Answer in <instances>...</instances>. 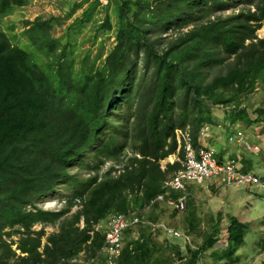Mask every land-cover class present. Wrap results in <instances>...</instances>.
<instances>
[{
	"label": "trees",
	"instance_id": "trees-1",
	"mask_svg": "<svg viewBox=\"0 0 264 264\" xmlns=\"http://www.w3.org/2000/svg\"><path fill=\"white\" fill-rule=\"evenodd\" d=\"M230 1L113 0L115 43L101 67L80 74L39 19L26 30L34 53L12 45L0 29V264H81L75 258L83 251L87 261L104 264V233L97 225L111 213L149 206L167 191L163 183L180 163L162 169L160 161L176 152L175 130L189 127L198 144L212 107L239 105L256 81L264 84V38L256 35L264 0H240L237 12L211 19ZM24 3L0 0V17ZM111 28L110 18L99 27L102 33ZM121 102L125 111L117 107L114 124L108 116ZM232 108V123L260 124L264 132V105L254 110V121L246 107ZM108 125L114 132L95 147L94 164H87L94 173H70L67 166ZM126 148L133 155L122 169L99 173L104 160L118 161ZM241 170H251L245 158ZM64 179L71 194L63 208L38 207L36 201ZM230 220L226 249L235 250L249 227ZM47 226L56 230L47 233ZM132 227L123 233L122 241L129 239L119 264H173L181 255L180 245L157 241L146 225ZM215 234L195 250L186 244L184 264H202V250L214 246Z\"/></svg>",
	"mask_w": 264,
	"mask_h": 264
},
{
	"label": "rangeland",
	"instance_id": "rangeland-1",
	"mask_svg": "<svg viewBox=\"0 0 264 264\" xmlns=\"http://www.w3.org/2000/svg\"><path fill=\"white\" fill-rule=\"evenodd\" d=\"M229 4H231L230 8L214 14L211 19L217 16L224 17L243 7L240 0H231ZM114 16L113 0H25L24 4L13 6L5 16L0 17V29L6 34L12 45L34 53V47L26 35V30L32 22L39 19V22L45 23L50 28L48 32H51L54 38L59 40L57 52H63L64 58L71 64L75 74H80V72H93L103 65L105 57L115 43ZM107 18H110L113 28L105 29L102 33L99 27ZM155 31L160 32L158 28ZM173 32V29L168 30L170 35ZM256 35L258 38H264V24L256 31ZM238 104L232 103L227 106L220 105L211 108V122L206 125L209 128V134L204 142L214 147L222 159H240L239 164L241 165L242 158H245L251 163L250 171L264 179V148L261 146L264 132L260 133L261 125L249 124L246 126L243 121L239 123L231 121V117L234 115L232 108L234 106L246 107V113L251 121L257 118V113L254 110L264 105V84L256 81L253 89L239 96ZM117 107L121 113L125 111V105L122 102L114 107V112L108 116L114 124L117 123ZM235 128H239L244 134L245 141L242 145L231 143L229 140V137L234 135ZM113 132V127L109 125L106 127V131L99 132L93 147L74 159L67 166L68 171L83 178L88 177V173L93 174V170L88 168L87 164L93 165L95 162L92 160L94 149ZM117 140H121L119 135ZM132 155L126 148L118 161L104 160L106 162L99 173L103 174L111 166L122 169V165ZM171 158L175 159L174 156ZM166 163H170L168 158L160 161L162 169ZM115 173L118 174V171ZM67 185L68 180H62L56 184L51 193L37 200L36 205L43 210L51 211L50 209L56 201H66L71 194ZM186 185L187 208L182 213L160 202L153 203L151 206L144 205L142 209L133 208V211L137 212L145 223L148 221L162 222L185 235V237L175 238L165 235L161 229L153 231L148 227L157 241L168 240L171 244L181 246L182 253L174 258L173 264H184L188 259L189 254L185 253L184 249L186 244L195 250L213 232L216 233L217 241L212 248L202 250L200 259L202 264H264V252L261 248V241L264 239V188L248 185H211V182L208 181L203 185L190 181ZM76 209L77 206H74L71 212ZM231 217L236 218L239 222L242 221V223L247 222L249 227L244 244L235 250L233 248L226 249L228 240L226 230ZM80 226H83V222L80 223ZM35 228L39 229V226ZM97 228L104 232L105 221L97 225ZM131 229L130 237L136 238L137 227ZM54 230L56 227H46L47 233ZM128 239L129 237L125 236L123 242L125 243ZM228 254L231 256H227ZM183 256L185 258L181 261ZM75 260L81 264L94 263L91 259L87 261L84 251Z\"/></svg>",
	"mask_w": 264,
	"mask_h": 264
},
{
	"label": "built area",
	"instance_id": "built-area-1",
	"mask_svg": "<svg viewBox=\"0 0 264 264\" xmlns=\"http://www.w3.org/2000/svg\"><path fill=\"white\" fill-rule=\"evenodd\" d=\"M208 126H203L199 130L198 144L193 140L189 127L175 130L177 140V157H169V162L177 160L180 167L164 181L163 187L167 189L165 193L159 194L153 203L160 202L177 212H184L187 208L188 195L186 193L187 183L190 181L203 185L205 182L221 184L224 186H261L264 188V179L260 178L252 171L244 172L235 159L222 161L218 158V152L203 140L208 136ZM230 142L244 143L245 137L239 128L234 129V135L229 137ZM264 148V139L261 144ZM171 193H177L172 197ZM150 205V206H151ZM59 208H54L58 210ZM137 224H144L155 231L161 229L165 235L172 237H185V235L174 228L166 226L164 223L144 222L135 211L127 213H111L105 219L104 243L101 248V255L104 257V264H119L118 259L122 253V236L129 227Z\"/></svg>",
	"mask_w": 264,
	"mask_h": 264
},
{
	"label": "clouds",
	"instance_id": "clouds-1",
	"mask_svg": "<svg viewBox=\"0 0 264 264\" xmlns=\"http://www.w3.org/2000/svg\"><path fill=\"white\" fill-rule=\"evenodd\" d=\"M176 137V136H175ZM177 141V140H176ZM203 143H205L204 142V140H203ZM177 146H178V144H177ZM176 150H177V148H176ZM174 155H177V153L175 152L173 155H171V156H169V157H173ZM169 157H167L168 159H169ZM220 157H221V155H219L218 154V158L220 159ZM230 159H232V158H230ZM230 159H225V160H222V161H227V160H230ZM221 160V159H220ZM236 161H238V164H239V161H240V159H235ZM175 161H177V160H174V162ZM171 163V162H170ZM173 163V162H172ZM239 166L241 167L242 166V164L240 165L239 164ZM263 179V178H262ZM213 185H217V184H213ZM248 186H250V185H248ZM259 187V186H258ZM65 205V201H56L54 204H53V206H52V209H50L51 211H59V210H61L62 208H63V206ZM62 207V208H61ZM54 208H59L58 210H54ZM242 222V221H241ZM244 223H247V222H244ZM263 228H264V221H263ZM227 231V230H226ZM104 233V232H103ZM123 242V241H122ZM228 244V240L226 241V245Z\"/></svg>",
	"mask_w": 264,
	"mask_h": 264
},
{
	"label": "crops",
	"instance_id": "crops-1",
	"mask_svg": "<svg viewBox=\"0 0 264 264\" xmlns=\"http://www.w3.org/2000/svg\"><path fill=\"white\" fill-rule=\"evenodd\" d=\"M173 159V158H172ZM221 160H225V159H222V157H220Z\"/></svg>",
	"mask_w": 264,
	"mask_h": 264
}]
</instances>
